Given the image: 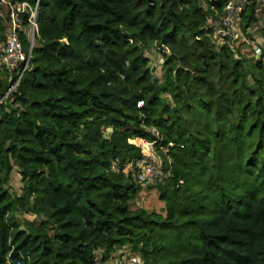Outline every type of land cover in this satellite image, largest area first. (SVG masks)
Masks as SVG:
<instances>
[{
  "label": "trees",
  "instance_id": "16d2710c",
  "mask_svg": "<svg viewBox=\"0 0 264 264\" xmlns=\"http://www.w3.org/2000/svg\"><path fill=\"white\" fill-rule=\"evenodd\" d=\"M224 5L40 0L30 69L0 104V264H97L95 250L126 245L145 264H264V49L216 43L207 17ZM155 129L175 143L158 149L170 176L145 187L164 214L134 207L144 154L132 140Z\"/></svg>",
  "mask_w": 264,
  "mask_h": 264
},
{
  "label": "built area",
  "instance_id": "2783aa9c",
  "mask_svg": "<svg viewBox=\"0 0 264 264\" xmlns=\"http://www.w3.org/2000/svg\"><path fill=\"white\" fill-rule=\"evenodd\" d=\"M200 1L206 7V0ZM223 1H225L224 8L221 11L213 9V14L207 17L206 27L212 31L216 43L219 45L228 43L235 50L239 48L242 54L259 57L264 49V38L259 32L264 24V0H253L256 4L257 20L246 31L243 29V15L251 1ZM39 2L40 0H37L32 6L27 2L13 3L9 0H0V21L3 26V28L0 26V72L8 71L10 82L8 91L0 96V104L17 90L23 76L30 69L31 52L39 34ZM24 42L30 46L29 54L25 52ZM143 103L139 101L138 107H141ZM153 133L156 136L153 141L134 140L144 154L139 164L137 179L143 188L157 184L171 174L170 167L165 165L158 149L166 154L175 146V143L161 145L163 136L156 129ZM137 141L141 142L137 143ZM93 254L97 264H145L144 259L128 245L119 247L107 259H104L102 249L95 250Z\"/></svg>",
  "mask_w": 264,
  "mask_h": 264
},
{
  "label": "rangeland",
  "instance_id": "374dc122",
  "mask_svg": "<svg viewBox=\"0 0 264 264\" xmlns=\"http://www.w3.org/2000/svg\"><path fill=\"white\" fill-rule=\"evenodd\" d=\"M145 54L150 60L149 65L154 70L155 76L161 77L163 74L162 66L164 65V58L159 48L155 44L149 45L145 50ZM132 142L135 141L132 140ZM140 142L137 141V143ZM11 187L17 193H20L22 188L21 176L16 169L12 173ZM134 207L143 208L158 214H164L165 211V203L160 199L158 190L153 188L143 189L138 199L134 202Z\"/></svg>",
  "mask_w": 264,
  "mask_h": 264
}]
</instances>
